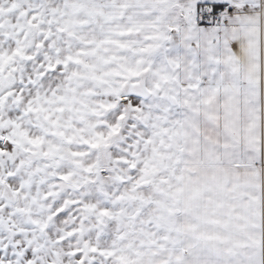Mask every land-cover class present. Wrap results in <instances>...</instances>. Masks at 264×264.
<instances>
[{
    "label": "snow or ice",
    "instance_id": "snow-or-ice-1",
    "mask_svg": "<svg viewBox=\"0 0 264 264\" xmlns=\"http://www.w3.org/2000/svg\"><path fill=\"white\" fill-rule=\"evenodd\" d=\"M0 264H264V0H0Z\"/></svg>",
    "mask_w": 264,
    "mask_h": 264
}]
</instances>
